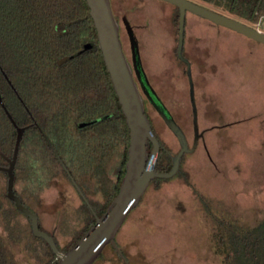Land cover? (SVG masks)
Masks as SVG:
<instances>
[{"label":"rangeland","instance_id":"obj_1","mask_svg":"<svg viewBox=\"0 0 264 264\" xmlns=\"http://www.w3.org/2000/svg\"><path fill=\"white\" fill-rule=\"evenodd\" d=\"M110 1L121 22L127 59L132 50L124 15L138 41L145 77L189 147L195 123L202 137L183 157L179 175L153 183L121 226L115 244L126 259L109 245L94 264H221L211 241L213 219L201 196L215 203L218 214L246 225L264 217V44L187 11L183 54L189 68L177 55V12L171 3ZM191 1L264 32V13L252 24L218 1ZM146 112L159 142L177 153L178 138L163 118L150 103ZM29 150L21 157L32 162L38 153ZM120 163L115 152L104 166L74 168L73 184L56 166L38 161L35 172L19 176L14 188L38 214L43 231L65 249L91 221L89 205L95 218L102 216L100 208L117 181ZM7 182L0 173V264L51 263L50 247L32 234L31 221L14 212L6 198Z\"/></svg>","mask_w":264,"mask_h":264},{"label":"trees","instance_id":"obj_2","mask_svg":"<svg viewBox=\"0 0 264 264\" xmlns=\"http://www.w3.org/2000/svg\"><path fill=\"white\" fill-rule=\"evenodd\" d=\"M203 1H218L229 13L252 24L257 23L264 13V0ZM175 21L179 23L177 13ZM0 95L14 121L24 128L14 171L15 184L19 176L24 178L35 172L38 161L42 165L46 162L52 168L56 166L58 173L76 184L74 168L83 171L99 164L104 166L118 152L121 156L118 177L100 208V215H104L124 178L130 137L86 0H0ZM94 120L92 124L82 126ZM15 136L16 128L0 102V150L8 156L13 153ZM28 146L30 153H38L32 162L21 157L24 151L28 154ZM152 149L150 142L148 156ZM0 165H7L1 156ZM171 166L172 158L160 150L155 170L168 172ZM180 170L181 165L170 179L178 176ZM0 173L7 177L5 172ZM170 179L155 178L147 190L153 183ZM9 201L14 212L23 214L12 200ZM22 202L26 205L23 199ZM200 203L213 219L211 241L221 257V264H264V217L246 225L218 214L215 203L204 196H201ZM92 210L89 205L92 219L74 242L65 249L58 246L61 252L73 247L94 226L96 218ZM39 239L47 244L43 238ZM112 246L126 259L117 245ZM51 254L54 260L49 264H57L60 256L52 251Z\"/></svg>","mask_w":264,"mask_h":264},{"label":"water","instance_id":"obj_3","mask_svg":"<svg viewBox=\"0 0 264 264\" xmlns=\"http://www.w3.org/2000/svg\"><path fill=\"white\" fill-rule=\"evenodd\" d=\"M170 2L179 8V27H178V57L187 63L188 59L182 55L184 46L185 16L189 11L203 19L210 20L216 25L225 26L241 35H245L261 44H264V32L255 27L239 21L227 15H222L207 7H203L190 0H162ZM90 7V14L97 31V42L102 52L108 73L113 82V87L121 105V111L126 118L129 128L130 146L128 148V161L125 166L124 178L119 187L117 196L108 207L104 215L97 217L94 226H92L76 244L66 252H61L52 235L43 231L39 225V216L32 212L21 197L14 193L15 175L14 171L17 164V157L22 142L24 128L19 126L13 119L0 95V102L5 110L8 119L16 128L15 145L13 153L8 156L0 150V156L6 160L7 165H0V171L7 174L6 198L15 203L16 209L20 210L31 221L32 232L36 237L43 238L49 245L54 254L60 256L57 264H93L101 255L103 249L108 245H115L117 232L126 220L130 211L137 205L145 191L155 178L170 179L178 172L182 158L197 147L199 139L202 137L198 132L197 123H195V141L192 147H189L187 138L180 126L171 116L166 106L155 98L153 89L149 81L144 84V88L150 96L154 106L163 118L166 126L171 129L178 138L180 150L172 155V166L168 172H159L155 170L157 154L161 148L157 136H155L150 118L145 113L144 100L141 97L136 79H134V69L142 75L141 60H139L138 41H136L133 28L129 21L127 23L132 43L133 58L135 65L132 66L127 59L123 43L120 39V24L114 16L112 3L110 0H86ZM144 78V75H142ZM141 79V78H140ZM143 81V79H141ZM147 80V79H146ZM96 120L83 123L87 126ZM152 143L153 149L148 156V145Z\"/></svg>","mask_w":264,"mask_h":264},{"label":"flooded vegetation","instance_id":"obj_4","mask_svg":"<svg viewBox=\"0 0 264 264\" xmlns=\"http://www.w3.org/2000/svg\"><path fill=\"white\" fill-rule=\"evenodd\" d=\"M161 1H162V0H161ZM190 1H191V0H190ZM110 2H111V1H110ZM193 2H194V1H193ZM169 3H170V2H169ZM195 3H197V4L200 5V3H198V2H195ZM171 5H173V4H171ZM173 6H174V8L176 9V12H177V14H178V19H179V8H178L177 6H175V5H173ZM112 9H113V13H114L115 18L117 19V21H118L119 24H120V30H121V22H120V20H119V18H118V14L115 12L113 6H112ZM125 19H126V15H124V16L122 17V21L125 23V27H126L127 32H128V34H129V29H128L127 23L124 21ZM178 27H179V23H178ZM129 39H130V35H129ZM177 39H178V37H177ZM123 49H124V47H123ZM177 49H178V48H177ZM131 50H132V43H131ZM182 55H183V57L185 58L183 52H182ZM128 60L130 61V63H131L132 66L135 65V60H134V58H133V51H132L131 58L128 59ZM142 75H144V78H142V77H143ZM142 75H141V77H140V74H138L137 71L134 69V79H136V81H137V84H138V87H139V91H140L141 97H142L143 100H144L145 108H146V104H149V103H150L151 105H153V107L155 108L156 112L159 114V112L157 111L156 107L154 106V104H153V102H152L150 96L148 95V93L146 92V90H145V88H144V84H146V82H147L148 80H146V77H145V74H144V72H143V69H142ZM140 78L143 79V81H142ZM143 82H144V84H143ZM151 88H152V87H151ZM152 89H153V88H152ZM153 92H154V96H155V98H158V100H159L160 102H162V100L158 97V95L155 93L154 90H153ZM162 103H163V102H162ZM170 114H171V113H170ZM159 115H160V114H159ZM48 143H49V142H48ZM49 146L52 148V146H51L50 143H49ZM52 150H53V149H52ZM160 150H163L167 155H169V157L172 158L173 153H172L170 150L168 151L167 148H165L163 145H161ZM160 150H159V151H160ZM53 152H55V151L53 150ZM55 154H56V152H55ZM158 154H159V152H158ZM158 154H157V156H158ZM57 158H59L61 164L64 165V162H63L62 158L59 157V155H57ZM157 160H158V158H157ZM156 163H157V162H156ZM64 166H65V165H64ZM66 171L68 172L67 169H66ZM21 199H22V198H21ZM14 204H15V203H14Z\"/></svg>","mask_w":264,"mask_h":264}]
</instances>
